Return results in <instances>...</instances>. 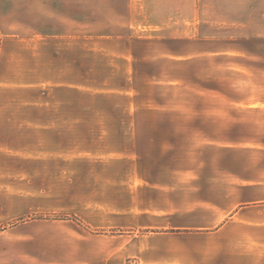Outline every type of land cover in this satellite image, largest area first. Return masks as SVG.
Masks as SVG:
<instances>
[{
    "label": "crops",
    "instance_id": "0c3cea01",
    "mask_svg": "<svg viewBox=\"0 0 264 264\" xmlns=\"http://www.w3.org/2000/svg\"><path fill=\"white\" fill-rule=\"evenodd\" d=\"M95 1L0 0V87L29 55L38 78L47 61L60 78L77 67L71 45L87 53L99 40L100 77L119 78L133 109L15 117L0 101V173L28 175L35 193L25 196L41 214L70 217L10 230L20 238L0 246V264H264V0ZM94 11L104 21L96 37ZM188 84L196 115L168 118L158 90Z\"/></svg>",
    "mask_w": 264,
    "mask_h": 264
},
{
    "label": "rangeland",
    "instance_id": "374dc122",
    "mask_svg": "<svg viewBox=\"0 0 264 264\" xmlns=\"http://www.w3.org/2000/svg\"><path fill=\"white\" fill-rule=\"evenodd\" d=\"M95 3L96 1L94 0L93 8L97 6ZM102 22H104L102 14H97L94 11L92 30L94 37L101 35L100 29ZM82 32L84 33V30H82ZM146 34L148 35V33ZM146 34L143 33V35ZM88 47H92L93 50L85 53V44L77 42V46L71 45V48H74L77 52V67L74 69L71 65V70L63 67L61 70L58 69L57 74L61 76L56 79L54 77L53 62L51 61L44 63L46 68L43 70V76L39 78L36 76V70L33 69L34 61L31 60V55H29L28 61H26L27 58L24 60L21 59V61L25 63L21 61L14 62L13 73L19 74L21 72L22 76L18 78L11 77L9 78L7 87H0V101H4L7 105L14 107V109L18 108L16 113L13 114L15 117H17V115L35 117L37 113L38 116H56L61 118L91 117L113 119L132 117V106H128V104L132 103L131 95L124 94L122 90V92H117L116 90V82H119V78L111 79V85L108 86L106 83L108 79L106 80L100 77L104 72L103 69L106 68V63L101 66L102 63L100 61H102V59L100 54L105 52L108 47H101L99 40H93V44ZM35 48L36 47H32L31 50L35 52ZM61 48L62 58H64L63 54L65 53H63V50H68L69 48L66 45H62ZM118 48L121 49L122 54L123 47L119 46ZM85 56L93 58V79H90V77L86 79L88 74H85ZM23 65L26 66L24 67ZM18 67H22L20 72ZM223 79L227 80V78L225 79L224 77L221 80ZM2 80L1 78L0 82H2ZM194 80L195 79L191 77L188 78L189 83H194ZM17 83L22 85H16ZM36 84L37 86H35ZM185 87L181 88V86L178 85L168 89L170 87L162 86L160 90H158L157 99L163 102L167 101L166 103L169 105L167 108L170 113V115H167L168 118H176L174 113H178V117L181 118H192L196 115V110H194L191 105L196 101L194 92L197 93V88L191 84ZM36 88L39 89V93H36ZM181 89H183V91H181ZM17 90H19V92H16ZM40 91H42L43 94H41ZM110 91L111 93H108ZM185 91L188 92V94H186ZM186 101L189 102V105H185L187 108L184 109L183 107L182 109V103ZM37 103L44 105L43 110L41 109L38 112L33 110L37 107ZM19 107H21L22 110L19 111ZM161 115L164 117L163 114ZM94 128L99 129V127ZM104 128L106 132L109 130L108 127ZM176 128L175 125L173 127V132H175ZM190 141L193 144L192 148L196 147L195 144L202 145V142L199 141L198 138ZM224 153L225 152H222V154ZM197 154H195V150H190V161H195ZM194 163L195 162H192V164ZM16 169H20V167H14V170ZM8 176L9 175L0 173V188L7 192L6 194L4 191H0V237H2L0 239V246L2 247L9 244L5 243V241H19V235L6 234L11 233L10 230H19L21 224L24 222L43 218L47 219L49 217L48 215H50L41 214L35 202L36 198L34 195H32V198H29L30 196L26 198L25 194L27 191L35 193V187H28V184L24 180L28 175L13 173L12 181L8 179ZM21 178L23 179L21 180ZM30 201L34 202L30 203ZM53 218L60 220L70 219L68 215L54 216L48 219ZM5 235H8L9 238H4ZM15 255L14 253V256ZM15 258L16 257H14V259ZM128 264L137 263L134 262V260H130Z\"/></svg>",
    "mask_w": 264,
    "mask_h": 264
}]
</instances>
